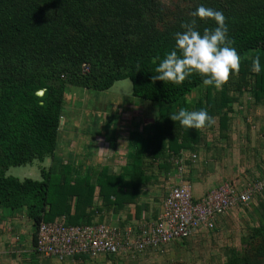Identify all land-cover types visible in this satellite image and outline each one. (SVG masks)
<instances>
[{
    "label": "trees",
    "instance_id": "1",
    "mask_svg": "<svg viewBox=\"0 0 264 264\" xmlns=\"http://www.w3.org/2000/svg\"><path fill=\"white\" fill-rule=\"evenodd\" d=\"M201 5L223 13L227 38L239 55L238 73H230L220 89L204 85L197 72L180 85L153 81L182 24L195 20L201 34L216 27L212 19L192 15ZM123 80L132 82L133 97L159 106L148 132L134 136L130 170L116 176L108 175V167L96 169L100 193L122 187L129 171L142 174L146 159L164 156L171 145L190 148L199 141L209 126L181 127L169 118L180 108L205 109L226 124L222 113L236 101L234 92L249 90L255 103L264 104V0H176L173 8L161 0H0V207L25 208L37 230L42 222L87 217L91 176H80L85 168L73 158L57 156L66 91H107ZM47 158L52 163L42 168L40 180L6 173ZM252 237L261 245L257 258L239 253L227 264H264V225Z\"/></svg>",
    "mask_w": 264,
    "mask_h": 264
},
{
    "label": "crops",
    "instance_id": "2",
    "mask_svg": "<svg viewBox=\"0 0 264 264\" xmlns=\"http://www.w3.org/2000/svg\"><path fill=\"white\" fill-rule=\"evenodd\" d=\"M231 96L236 101L230 104L231 108L222 113L228 117L226 124L222 123L221 115L216 116L215 124L202 129L199 141L196 144H191L192 147H178L181 144L178 142L176 145H171L172 147L167 150L164 156L157 159L147 158L143 173L127 172L124 175L123 186L115 190L104 188L103 193H100V187L97 183L99 173L96 169L100 166L108 167V175L116 176L128 170L127 166L135 162V157L131 156L132 144L135 143L134 136L148 132L152 123L156 120V109L153 110L150 106L149 109H146L148 115H150V121H145L143 126V115L146 114V111L143 113V106L140 109L137 108L139 105L136 109V105L123 109L124 111H121L122 117L118 121H129L130 123L135 121L138 122V126L129 127L130 123H127L128 127L122 126L126 124L119 125L121 131L112 140L109 139L105 130L106 140L97 142L98 146H103L98 156L96 155L97 151L92 156L91 151H86L88 149L86 146L79 147L80 144L76 142L77 144L71 152L72 155L69 157L75 160L77 166L85 168L80 176L84 175L83 173H86V171L91 176L90 182L94 187L92 206L91 209H88L90 213L87 214V217L82 215L79 219L72 221L64 217L62 220L70 225L105 223L119 228L123 232L129 229L137 232L142 222L155 221L161 216L164 199L173 186L182 183L189 184L194 199L198 200L210 190L224 183L239 187V184L246 182H241L236 176L239 167L236 166L237 158L231 152L236 147L241 149L245 147V151H241L242 156L238 161L245 167V173H249L247 169H250L254 165L253 161L256 160L260 166L261 174L252 176V178L253 180L262 178L264 176V110L262 111L263 116H260L261 124L259 126L254 121L258 116L252 118V115H258L254 113L258 104L255 103L253 96L247 90L240 93L234 92ZM252 105L254 106L251 107ZM260 106L264 108V104H260ZM243 116L246 118L248 127L240 125ZM62 131H64V128H62L61 133ZM81 133L83 134V132ZM89 134L90 132L83 135L89 139ZM176 150L179 152L175 153ZM84 151H86L85 155H83ZM243 152H246L245 155ZM193 154L198 155L195 161L191 159ZM178 160L181 164L176 166L175 162ZM137 162H141V160ZM92 168L94 171L91 174L89 171ZM244 176L246 177V175ZM253 180H247V182ZM261 197L264 199V194L260 195V199ZM258 198L259 196L251 203L218 217L217 223L236 210L255 203ZM75 203L74 199L73 209ZM207 231L210 230L203 228L191 237L196 236L199 238L201 234ZM36 235L37 228L33 220L29 218L25 208L9 209L0 207V264H151L155 261L153 258L155 254L166 252L169 249H172V251L176 249L179 252L181 250L176 248V245H179L180 241L191 238L187 237L173 242L160 250H147L131 255L106 254L96 257L78 255L59 260L56 257L41 255L35 251Z\"/></svg>",
    "mask_w": 264,
    "mask_h": 264
},
{
    "label": "rangeland",
    "instance_id": "3",
    "mask_svg": "<svg viewBox=\"0 0 264 264\" xmlns=\"http://www.w3.org/2000/svg\"><path fill=\"white\" fill-rule=\"evenodd\" d=\"M161 1L170 5L171 8L176 3V0ZM132 89V82L130 80L117 81L107 91L69 87L66 91L64 121L62 124L64 131L61 133L62 138L59 142L57 156L69 157L72 155L71 152L77 143L80 144L79 147L86 146L88 148L86 151H91L92 156L97 151L96 155L98 156L103 146H98L97 142H104L106 140L105 130L108 133L109 139L112 140L121 131L119 125L126 124L122 126L128 127L127 123H130L129 121L119 122L122 117L121 111L126 107L136 105V109L137 105H139L137 108L140 109L143 106V113L146 111V114L144 113L143 115L142 126L145 124V121L149 122L150 115H148L146 109H149L150 106L154 110L158 108L159 104L136 99L132 95ZM197 91L195 90V93L192 95L194 98L199 95ZM247 91L250 93L249 90ZM263 110V106L258 105L254 110V113L258 115H252V118L258 116L254 121L259 126L261 124L260 116H263ZM243 117L240 125L242 127H248L246 118L245 116ZM133 125L138 126V122H131L129 127ZM81 132L83 134L90 132L89 139ZM242 148H233L231 152L237 158L236 166L239 167L238 174L236 175L237 178L241 182H247V180H253L252 176L260 175L261 171L258 162L255 160L253 161L254 165L250 169H247L249 173H245V167L238 163L240 156H242L241 151H245V147ZM60 150L62 152L61 154ZM86 151H84L83 155L86 154ZM245 153L243 152L244 155ZM255 155L256 153L254 157ZM50 165L51 159L47 158L44 162L35 161L29 165L11 167L6 173L8 176H13L21 180L27 178L40 180L42 179V168H48ZM256 201L243 209L236 210L230 216L223 217L217 223L215 230L207 231L201 234L199 238L194 236L186 241H180L179 245H176V248L181 251L177 252L176 249H174L175 251L169 249L166 252L155 254V257H153L155 261L151 262L150 259L151 264H227L230 259L239 253L246 254L245 256L251 261L255 260L261 245L260 241L252 236L257 228L264 225V199L262 197L260 199L259 196Z\"/></svg>",
    "mask_w": 264,
    "mask_h": 264
},
{
    "label": "built area",
    "instance_id": "4",
    "mask_svg": "<svg viewBox=\"0 0 264 264\" xmlns=\"http://www.w3.org/2000/svg\"><path fill=\"white\" fill-rule=\"evenodd\" d=\"M89 71L87 64L83 65ZM198 158L191 155L192 160ZM180 160L175 162L176 166ZM264 194V176L239 184L230 183L210 190L195 200L189 184L173 186L164 199L161 216L142 222L135 232H123L105 223L68 225L64 220L42 222L37 230L35 251L65 260L78 255H131L160 250L174 241L191 237L201 229L214 230L217 219L233 209L245 206Z\"/></svg>",
    "mask_w": 264,
    "mask_h": 264
},
{
    "label": "clouds",
    "instance_id": "5",
    "mask_svg": "<svg viewBox=\"0 0 264 264\" xmlns=\"http://www.w3.org/2000/svg\"><path fill=\"white\" fill-rule=\"evenodd\" d=\"M192 15L201 19L210 18L216 27L205 29L201 34L194 27L195 20L182 24L184 31L175 33L174 48L159 60L152 79L180 85L193 72H197L203 77L204 85L220 89L229 80L230 73L236 75L239 71V55L231 46L232 41L227 38L225 17L221 11L203 5L197 7ZM253 70L259 71L258 62L254 63ZM169 118L189 129L215 124V117L205 109L188 111L180 108Z\"/></svg>",
    "mask_w": 264,
    "mask_h": 264
}]
</instances>
